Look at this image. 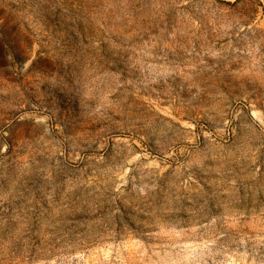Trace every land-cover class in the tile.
Wrapping results in <instances>:
<instances>
[{
    "label": "rangeland",
    "instance_id": "374dc122",
    "mask_svg": "<svg viewBox=\"0 0 264 264\" xmlns=\"http://www.w3.org/2000/svg\"><path fill=\"white\" fill-rule=\"evenodd\" d=\"M0 264H264V0H0Z\"/></svg>",
    "mask_w": 264,
    "mask_h": 264
}]
</instances>
